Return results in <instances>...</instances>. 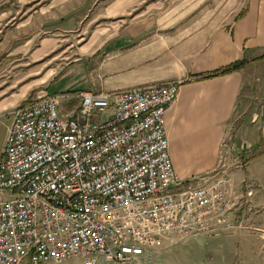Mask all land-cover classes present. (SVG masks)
<instances>
[{
  "label": "built area",
  "instance_id": "1",
  "mask_svg": "<svg viewBox=\"0 0 264 264\" xmlns=\"http://www.w3.org/2000/svg\"><path fill=\"white\" fill-rule=\"evenodd\" d=\"M180 83L44 93L10 110L0 264H142L155 247L243 225L250 188L173 166L164 113ZM67 96L79 102L62 113Z\"/></svg>",
  "mask_w": 264,
  "mask_h": 264
},
{
  "label": "crops",
  "instance_id": "2",
  "mask_svg": "<svg viewBox=\"0 0 264 264\" xmlns=\"http://www.w3.org/2000/svg\"><path fill=\"white\" fill-rule=\"evenodd\" d=\"M8 2H0V8ZM167 2L59 0L58 7L41 9L13 34L4 35L0 151L10 110L39 95L67 90L70 83H76L75 90L107 91L179 79L177 97L164 113L175 170L183 177L228 171L236 187L252 190L248 204L236 210L235 217L264 222V0ZM90 14L101 16V26L83 45L86 50L99 47L89 56L99 50L110 55L89 68L83 59L74 62L58 77L57 71L44 69L32 75L41 64L25 71L74 31L83 32ZM14 65L17 69L11 72ZM88 72L90 77L100 74V84L78 88ZM68 77L71 81L64 88L51 90ZM71 100L79 102L73 96L60 99L62 113L74 108L67 106ZM258 228L264 233V227Z\"/></svg>",
  "mask_w": 264,
  "mask_h": 264
},
{
  "label": "rangeland",
  "instance_id": "3",
  "mask_svg": "<svg viewBox=\"0 0 264 264\" xmlns=\"http://www.w3.org/2000/svg\"><path fill=\"white\" fill-rule=\"evenodd\" d=\"M4 1L8 0H0V2ZM173 1L174 0H168L169 4ZM57 2H59V0H9L8 4L0 8V40L7 33L13 34L17 25L29 22L32 15L39 12L41 9L58 7L59 4ZM87 18L88 19L83 21L85 22L83 32L74 31V35L67 38V40H63L51 54L42 57L40 61L34 63L33 67H27L26 70H24L31 72L37 69L36 67L41 64L40 71L34 72L32 75L39 74L45 70H54L57 71L56 77H58L64 72L66 66L74 62L83 59L87 61L85 65L89 68L91 65H97L104 56L110 55L111 52L109 54H101L99 52L101 50L97 51L92 56L88 55L89 52L92 53V51H96L99 47L93 46L89 50H86L88 48H86L87 46L83 45V43L89 41L91 34L96 37L97 31L93 29L98 25L101 26V16L90 14ZM87 22L89 25H87ZM103 22H109V20L107 19V21ZM81 25H83V23L80 24V26ZM1 56L2 55H0V57ZM48 66L50 67L48 68ZM16 69V65L9 68L11 72ZM92 73L95 74V72ZM71 78L72 77L64 78L59 85L51 87V90L60 91L66 86L67 82L71 81ZM80 82L78 88H88L92 85L94 86L93 83L100 84L101 75H91L90 77L88 72L87 77ZM45 83L46 82H43V85H41L44 87ZM66 87L67 90H62V92H72L77 88V85L76 83H70ZM69 103L70 104L67 106L73 107L77 104V100H71ZM249 128L252 127H246L247 130ZM0 190L1 198L4 199L11 196L8 190ZM237 221L242 222L243 225L237 228L220 229L218 232L190 236L183 241L157 248L155 247L149 252L146 251L142 264H264V233H259L262 231L260 230L261 228H258L261 226L264 227V222L253 221L250 223L245 217H239ZM235 230H240L241 233H235ZM70 263L76 264V261L72 260ZM46 264L53 263L49 262Z\"/></svg>",
  "mask_w": 264,
  "mask_h": 264
},
{
  "label": "trees",
  "instance_id": "4",
  "mask_svg": "<svg viewBox=\"0 0 264 264\" xmlns=\"http://www.w3.org/2000/svg\"><path fill=\"white\" fill-rule=\"evenodd\" d=\"M230 67H228V68H224L222 71H226V70H228Z\"/></svg>",
  "mask_w": 264,
  "mask_h": 264
}]
</instances>
